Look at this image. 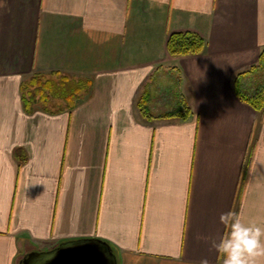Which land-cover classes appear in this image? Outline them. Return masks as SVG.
<instances>
[{"label": "crops", "instance_id": "obj_1", "mask_svg": "<svg viewBox=\"0 0 264 264\" xmlns=\"http://www.w3.org/2000/svg\"><path fill=\"white\" fill-rule=\"evenodd\" d=\"M183 32L206 48L171 58ZM263 48L264 0H0V264L86 239L117 264H224L221 213L264 227V111L234 93ZM33 75L88 86L26 112ZM145 89L188 119H141Z\"/></svg>", "mask_w": 264, "mask_h": 264}, {"label": "trees", "instance_id": "obj_2", "mask_svg": "<svg viewBox=\"0 0 264 264\" xmlns=\"http://www.w3.org/2000/svg\"><path fill=\"white\" fill-rule=\"evenodd\" d=\"M205 41L197 34L183 32L171 34L166 43L168 55L172 57L195 56L205 50ZM257 64L250 68L248 73L261 72L264 69V48L258 55ZM236 77V81L242 77ZM88 83H72L69 79L60 77L57 81L46 76L33 75L29 80L21 84L23 92L24 109L26 112H32L34 106L39 104L43 110L49 111V107L53 102L60 101L65 105L66 110L74 108L78 99H80V92ZM236 96L243 104L250 106L255 112L262 113L264 111V85L256 86L254 90L243 92L240 83H235ZM80 95V96H79ZM150 101L149 91L142 90L138 95L136 102V109H138L141 119L151 122L154 120H180L186 121L191 114L189 107L184 99H181L173 111L163 113L160 116L150 115L148 103ZM25 159L22 157L20 163H24Z\"/></svg>", "mask_w": 264, "mask_h": 264}, {"label": "clouds", "instance_id": "obj_3", "mask_svg": "<svg viewBox=\"0 0 264 264\" xmlns=\"http://www.w3.org/2000/svg\"><path fill=\"white\" fill-rule=\"evenodd\" d=\"M220 221L226 231L212 246L224 255V264H256V258L264 255V227L245 222L240 214L231 210L221 213ZM201 264H209L205 258Z\"/></svg>", "mask_w": 264, "mask_h": 264}, {"label": "water", "instance_id": "obj_4", "mask_svg": "<svg viewBox=\"0 0 264 264\" xmlns=\"http://www.w3.org/2000/svg\"><path fill=\"white\" fill-rule=\"evenodd\" d=\"M20 264H117L114 252L100 240L64 243L49 253L29 255Z\"/></svg>", "mask_w": 264, "mask_h": 264}, {"label": "rangeland", "instance_id": "obj_5", "mask_svg": "<svg viewBox=\"0 0 264 264\" xmlns=\"http://www.w3.org/2000/svg\"><path fill=\"white\" fill-rule=\"evenodd\" d=\"M254 78H255V81H252L253 86L250 90H252V89L254 90L255 85L256 86L264 85V69L261 72L257 73ZM169 89H171V88H169ZM159 92H160L159 89H151V93H152L151 94L152 95V101H151L152 106L151 107H153V108H154V106L158 107V109L154 108V110L151 111L153 114H154V112H158L161 114L163 109H165L163 105L160 106L161 101H160V96L158 95ZM171 95H172V93L170 91L167 92L166 94H163V96H164L163 98L165 99L166 102H169L170 100H172L173 96H171Z\"/></svg>", "mask_w": 264, "mask_h": 264}]
</instances>
